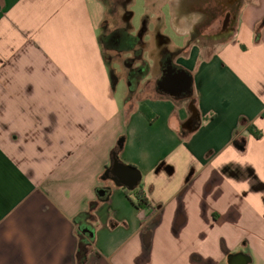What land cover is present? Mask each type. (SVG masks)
<instances>
[{
	"label": "crops",
	"instance_id": "1",
	"mask_svg": "<svg viewBox=\"0 0 264 264\" xmlns=\"http://www.w3.org/2000/svg\"><path fill=\"white\" fill-rule=\"evenodd\" d=\"M106 9L0 0V264H78L91 235L75 218L92 203L85 264H264V0H240L210 54L175 11L145 12L184 40H143L149 73L120 96L130 83L104 53ZM166 66L191 95L160 86ZM116 163L139 170L146 208Z\"/></svg>",
	"mask_w": 264,
	"mask_h": 264
},
{
	"label": "rangeland",
	"instance_id": "2",
	"mask_svg": "<svg viewBox=\"0 0 264 264\" xmlns=\"http://www.w3.org/2000/svg\"><path fill=\"white\" fill-rule=\"evenodd\" d=\"M106 4V20L103 24H99V36L102 39L104 53L106 55V59L109 62V66L111 67L112 74L115 76L116 72L120 74L129 73L133 68L132 65L136 64L135 58L140 62L139 66L147 65V62L143 60L146 54L143 48L144 41L152 40V41H169L168 35L170 38L178 43L182 44L184 38L178 37L170 28L166 30L165 37L159 35L158 33L161 31L160 29L165 27V24L169 27V20L166 22L163 20L156 21L155 24H150V20L152 16H144L145 12L149 11H165L167 13L168 6L164 5L171 4L174 0H132L131 6L128 5V9L123 5L125 0H102ZM177 4L180 6V1L176 0ZM170 10L175 11L178 14V20L176 22L177 28L179 31L187 32L193 31L191 35L194 38V41H199L200 46L208 48V54L213 51L218 44L221 42L227 41L229 37L226 39L217 40L218 31L221 29L222 18L219 16L213 21L208 20L207 24L201 28V30L196 28V23L202 19L205 20V16L200 14H184L181 15L184 10H178L172 8ZM135 14V19L133 12ZM96 13L98 15L97 19L101 18V13H104L105 17V8L103 10L96 9ZM144 16V19H143ZM143 19V21H142ZM154 21V20H153ZM150 24V25H149ZM195 26V27H194ZM127 31L129 33H134V35L140 40L138 47L135 51L125 52L114 49L110 44H108V40H104L106 35H112L116 31ZM199 30V31H198ZM149 34V35H147ZM151 34V35H150ZM168 34V35H167ZM144 40V41H143ZM130 83V82H129ZM119 96L127 91L130 87H127L124 80H121L117 85Z\"/></svg>",
	"mask_w": 264,
	"mask_h": 264
},
{
	"label": "flooded vegetation",
	"instance_id": "3",
	"mask_svg": "<svg viewBox=\"0 0 264 264\" xmlns=\"http://www.w3.org/2000/svg\"><path fill=\"white\" fill-rule=\"evenodd\" d=\"M180 6L177 4L176 0L172 1L171 4H165L169 9L174 7V9L184 10L188 14H200L205 16V20L200 19L196 23V28L201 30L204 27L209 18L211 21L220 16L222 18L221 29L218 31L217 40L226 39L233 34L235 30V23L238 15V8L240 5V0H179ZM132 0H125L123 5L128 9V5L131 6ZM194 26V27H195ZM198 30V31H199ZM131 34V33H130ZM132 35V34H131ZM200 41V40H198ZM132 53V52H131ZM164 56L167 60H171L174 55L168 51H163ZM137 58V57H136ZM135 58V61H137ZM133 69V68H132ZM181 72L174 68L173 66H166L162 69L160 86L163 89L169 90V83L171 80L180 76Z\"/></svg>",
	"mask_w": 264,
	"mask_h": 264
},
{
	"label": "trees",
	"instance_id": "4",
	"mask_svg": "<svg viewBox=\"0 0 264 264\" xmlns=\"http://www.w3.org/2000/svg\"><path fill=\"white\" fill-rule=\"evenodd\" d=\"M108 40V44H110L114 49L119 51H125V52H133L138 47V44L140 40L134 36L131 35L127 31H116L112 35H106L104 40ZM102 43V39H101ZM103 46V44H102ZM137 60V59H136ZM149 73V67L148 65L139 66L136 68L131 69L129 73V82H130V89L132 92H134L138 84L141 82L142 79L146 78ZM249 132L257 139L261 138V134L257 133L252 127L249 128ZM128 194H131L135 196V205L138 209H144L148 206V199L143 193L142 187H139L138 189H135L132 192H128ZM97 208V203H92L90 210L84 213H81L75 218V224L79 226L80 228H84V226L87 225L89 221H91L94 218V211ZM94 238L92 236H89L88 238H84L83 236H80L79 240V248L77 253V259L78 264H85L87 262L88 256L90 252L92 251Z\"/></svg>",
	"mask_w": 264,
	"mask_h": 264
},
{
	"label": "water",
	"instance_id": "5",
	"mask_svg": "<svg viewBox=\"0 0 264 264\" xmlns=\"http://www.w3.org/2000/svg\"><path fill=\"white\" fill-rule=\"evenodd\" d=\"M182 79L179 78V81L175 79L171 80L169 83V91H178V92H184L187 95H191L192 93V78L189 75H186L185 73H181ZM180 77V76H179ZM196 113V112H194ZM115 170H118L116 172L123 173L124 179H122L124 186L127 187L129 190H134L136 189L141 180H142V175L139 172L138 169L127 166L124 164H119L116 163ZM104 191H101V195H104ZM83 232L86 234H90L92 237H94L95 231L92 229V227H84Z\"/></svg>",
	"mask_w": 264,
	"mask_h": 264
}]
</instances>
